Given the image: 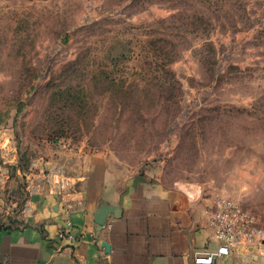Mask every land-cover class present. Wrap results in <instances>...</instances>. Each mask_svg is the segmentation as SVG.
I'll return each instance as SVG.
<instances>
[{"label":"rangeland","instance_id":"374dc122","mask_svg":"<svg viewBox=\"0 0 264 264\" xmlns=\"http://www.w3.org/2000/svg\"><path fill=\"white\" fill-rule=\"evenodd\" d=\"M93 154L231 202L264 245V0H0L3 189L59 205Z\"/></svg>","mask_w":264,"mask_h":264},{"label":"crops","instance_id":"0c3cea01","mask_svg":"<svg viewBox=\"0 0 264 264\" xmlns=\"http://www.w3.org/2000/svg\"><path fill=\"white\" fill-rule=\"evenodd\" d=\"M41 190L25 203L27 213L8 215L14 191L0 182V264H194L197 254L218 247L216 206L198 187L141 177L121 182L99 154L88 157L81 182L61 204ZM61 229L72 242L56 239ZM215 264L255 263L230 256Z\"/></svg>","mask_w":264,"mask_h":264},{"label":"built area","instance_id":"2783aa9c","mask_svg":"<svg viewBox=\"0 0 264 264\" xmlns=\"http://www.w3.org/2000/svg\"><path fill=\"white\" fill-rule=\"evenodd\" d=\"M28 182V192L40 193V189L33 186L34 178L31 177ZM27 208V204L21 206L11 195L6 201L4 211L8 215L15 211L25 214L28 212ZM212 228L218 247L213 252L197 254L194 257V264H215L220 259L230 256L251 259L255 264H264V245L255 242V220L250 214L229 201H222L214 212ZM56 239L59 242L73 241L69 229L59 230Z\"/></svg>","mask_w":264,"mask_h":264}]
</instances>
